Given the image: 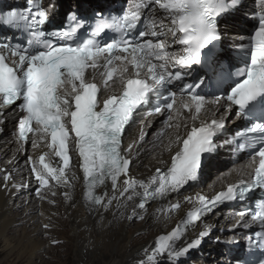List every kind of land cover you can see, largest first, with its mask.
Returning a JSON list of instances; mask_svg holds the SVG:
<instances>
[{
    "label": "snow or ice",
    "instance_id": "obj_1",
    "mask_svg": "<svg viewBox=\"0 0 264 264\" xmlns=\"http://www.w3.org/2000/svg\"><path fill=\"white\" fill-rule=\"evenodd\" d=\"M236 2L137 0L120 15L97 12L89 19L69 14L72 23L52 31L45 30L49 12L37 0H28L25 10L0 13V25L19 31L24 37L0 39V110L18 104L22 113L17 125L21 145L27 142L29 133H37L60 161L54 166L46 159L48 152L35 160L29 157L38 183L36 192L41 198V190L48 188L50 182L70 186L67 173L71 136L83 173V197L89 208L108 210L115 203L120 209L138 199L127 217L131 220L137 216V209L144 210L151 201L163 200L197 180L203 155L216 149L214 138L224 128L223 118L196 124L202 112L208 114L209 105L219 106L223 100L227 112L235 109L237 117L251 122L228 141L235 144L236 150L251 152L248 178L228 184L211 199L198 195L181 223L158 236L151 254L138 264H157L158 256L178 261L201 242L197 239L183 248L175 247L189 225L200 221L218 204L243 201L247 194L264 189V15L259 17L250 38L246 53L249 61L236 70L239 82L226 96L209 101L197 94L196 89L205 82L201 77L195 85H185L179 101L177 93L169 91L162 104L155 107L156 113L168 112V127L184 129L183 134L177 131L170 142L169 150L172 144L177 147L166 169L157 168L147 180L138 181L129 175L131 160L121 147L126 126L153 94L159 95L173 78L183 79L193 66L211 67L205 57L220 39L218 18L235 7ZM158 13H163V17ZM169 35L180 51L168 50L170 45L162 37ZM104 93L105 98L99 99ZM185 111L191 113V126L186 122L174 123ZM143 136L142 133L140 139ZM131 148L129 145L128 150ZM4 179L7 182L10 174ZM109 182L112 194H98L97 189L107 187ZM64 196L71 198L68 192ZM256 203L251 220L259 221L262 230L248 240L250 247L260 253L256 264H264V199ZM179 207L172 204L157 211L163 215ZM247 214L239 212L237 226ZM208 234L203 231L200 237Z\"/></svg>",
    "mask_w": 264,
    "mask_h": 264
},
{
    "label": "bare ground",
    "instance_id": "obj_2",
    "mask_svg": "<svg viewBox=\"0 0 264 264\" xmlns=\"http://www.w3.org/2000/svg\"><path fill=\"white\" fill-rule=\"evenodd\" d=\"M77 1L84 2L85 0ZM65 6L68 5L65 3ZM233 114V111L225 110L223 103L219 106L210 105L208 114H201L196 124L199 125L205 119L220 120L223 118L225 125L230 126L233 124V120H231ZM190 116L191 113L186 112L184 118L179 117L174 122H186L191 126L193 121ZM5 118L7 122L4 137L6 135L7 137H3V145L0 148V245H3L0 254L5 257L0 264H21L22 261H25V264H68V258L64 257L69 253V250L55 254L60 245L51 246V241L64 238H70L71 241H68L65 246L68 249L71 246L74 248L78 264H138L141 259H146V256L151 254L156 238L172 231L176 227L177 221L192 209L193 202L196 201L198 195L215 193L221 188L224 181L230 184L236 183L241 178L247 179V174L252 167V159H250L243 164L233 166L224 162L217 168L214 167L215 164L220 162V158H223L225 154L220 151L217 155L208 156L204 164L208 169L205 175L207 179L204 181L205 176H201L197 180V183L200 184L198 187L187 189V185H185L163 200L151 201L144 210L137 209L135 218L143 216L144 220L142 225L136 228L141 234L134 238L133 234L136 230L130 227V224L128 226L126 224L135 219L130 220L127 217L132 214V209L139 203V200L129 202L120 209H117L113 203L108 210H91L83 197V173L73 143L70 153V168L67 173L70 186L56 185L55 182H52L48 188L41 190L43 198L39 196L40 199H34L25 195V199L23 198L21 204L17 205L18 215H16L13 210L14 197L31 192L38 186L35 176L31 172L29 157L35 160L42 153L48 152L49 156L46 159L50 160L54 166L58 165L60 161L47 147L46 142L39 139L37 133L31 135L28 143L21 145L17 134L18 112L15 107L8 110ZM135 119L133 130L128 134L127 129L124 134L122 150L131 160L129 175L138 181L147 180L155 174L157 168L162 170L167 168L177 147L172 144L171 150H169L170 142L174 140L177 131L183 134L184 129L174 127L167 132L163 139L155 141L157 129L155 123H150L152 119L138 118V115ZM142 133L144 136L143 139H140ZM129 145H132L130 151L128 150ZM72 162L75 166L73 172L70 171ZM202 171H204V167ZM6 174H10V179L7 182L4 179ZM203 182L204 184H202ZM54 184L58 187L55 195L49 193V188ZM103 188L106 187L99 188L97 192ZM107 188H109L108 194L111 195V185H108ZM65 192L70 194V199L64 196ZM53 202L54 204H52ZM172 204H179L180 207L165 212L163 215L157 211L161 208L167 209ZM59 206L62 208L60 209ZM63 209L66 211L67 219L65 215H60ZM33 212L40 216L41 221L36 219L38 215ZM213 213L207 223L204 224L205 218H203L196 225L187 229L181 239L175 242V247L180 249L197 239L201 240L198 246L191 248L178 261H172L170 264H236V252L231 255L225 248L221 250L220 242L232 239L237 242L244 238L249 226L248 220L245 216L240 226H237L240 217L236 211L218 208ZM21 224L25 227L21 231L20 239H16L15 235L20 232L18 226ZM44 225H48V227L45 228ZM70 228L72 235L68 237L67 233ZM206 230L209 234L200 237V233ZM143 231L144 233H142ZM160 258L161 260L168 259L158 256L157 264L161 261Z\"/></svg>",
    "mask_w": 264,
    "mask_h": 264
},
{
    "label": "rangeland",
    "instance_id": "obj_3",
    "mask_svg": "<svg viewBox=\"0 0 264 264\" xmlns=\"http://www.w3.org/2000/svg\"><path fill=\"white\" fill-rule=\"evenodd\" d=\"M134 124V122L131 124L132 126H130V128L128 129V134L133 130V125ZM8 134H10V133H8ZM6 137H7V135H6ZM6 137H4V138H6ZM2 145H3V140H2ZM30 165V167H31V164H29ZM133 165H134V163H133ZM74 168H75V166H74V162H72V168L70 169V171L71 172H73L74 171ZM205 171H203L202 172V177H204L205 175H206V173L208 172V169L205 167V169H204ZM19 179V178H18ZM204 179H207L206 178V176H205V178ZM38 184V183H37ZM190 184H188L187 185V187L189 186ZM50 186V185H49ZM38 187V186H37ZM54 188V189H53ZM51 189V190H50ZM57 189H58V187L54 184V185H52L50 188H49V193H51V194H53L54 193V195L57 193ZM27 196V195H29L31 198H34V199H40V197H39V195H38V197H36V189H32V191L31 192H25V193H22V194H20V195H16L15 197H14V199H13V203H15V206H14V208H13V210L15 211L14 213L16 214V215H18V212H17V210H18V206L17 205H19V204H21V202L23 201V198H24V196ZM62 197V196H61ZM25 199V198H24ZM56 203V202H55ZM52 204H54V202L52 203ZM52 206H54V205H52ZM62 206V205H61ZM61 206H59L60 207V209L62 208ZM225 208H227V209H231V210H235L234 208H230V207H225ZM19 209H21L22 210V208H19ZM216 211V210H215ZM63 212H65V213H63ZM33 214H36V215H38L36 212H33ZM212 214H214V213H212ZM60 215H65V217H66V219L68 218L67 217V214H66V211L63 209L62 211H61V214ZM212 215L210 214V216H208V217H206L205 218V222H204V224L205 223H207V220H208V218H210ZM142 217V218H141ZM140 218L138 217V218H135V219H133V220H131L130 222H128L127 224H126V226H128L129 224V226L130 227H133L134 228V230H136V228H139L141 225H142V221L144 220L143 218V216H141ZM38 221H41V218H40V216L38 215L37 216V218H36ZM36 220V221H37ZM25 226L23 225V224H21V225H19L18 226V228H19V231L20 232H17V235H15V238L16 239H20V234H21V231H22V229L24 228ZM43 227V226H42ZM52 228V227H51ZM142 233H144V231L142 232ZM141 233L138 231V230H136L135 232H134V234H133V236H134V238L135 237H137V235L139 236ZM71 235H72V233H71V228H70V230L68 231V233H67V236L68 237H71ZM42 236V235H41ZM41 236H39V237H41ZM43 236H44V234H43ZM67 240V241H66ZM63 241H65V242H63ZM68 241H71L70 240V238H64V239H57V240H53V241H51V246H53V247H57V246H61L62 245V247H57V250H56V252H55V254H60L61 252H63V251H66V250H69V253L64 257V258H68V264H78L77 263V255H76V252H75V250H74V248H72V246L71 245H69V246H71V248L70 249H68V248H66V244H67V242ZM223 241H221L220 242V246H221V250L223 249V248H226V246L222 243ZM61 243H63V244H61ZM66 245V246H65ZM141 245H143V244H141ZM62 248V249H61ZM3 249V245H0V251ZM193 252H194V250H193ZM227 252V251H226ZM1 253V252H0ZM4 257H5V255L3 256V255H1L0 254V263H1V261L4 259ZM164 258V257H163ZM236 259H238V257H235ZM159 260H161V258L159 259ZM172 262V261H171ZM168 259H162L158 264H170L171 263ZM21 264H25V261L23 262L22 261V263Z\"/></svg>",
    "mask_w": 264,
    "mask_h": 264
},
{
    "label": "trees",
    "instance_id": "obj_4",
    "mask_svg": "<svg viewBox=\"0 0 264 264\" xmlns=\"http://www.w3.org/2000/svg\"><path fill=\"white\" fill-rule=\"evenodd\" d=\"M236 25H237V23L236 24H231L230 26H229V30L231 31V32H233V33H235V27H236Z\"/></svg>",
    "mask_w": 264,
    "mask_h": 264
},
{
    "label": "water",
    "instance_id": "obj_5",
    "mask_svg": "<svg viewBox=\"0 0 264 264\" xmlns=\"http://www.w3.org/2000/svg\"><path fill=\"white\" fill-rule=\"evenodd\" d=\"M234 83H235V80H232V81L230 82V84H229V87H231ZM253 192H258V190L256 189V190H254Z\"/></svg>",
    "mask_w": 264,
    "mask_h": 264
}]
</instances>
